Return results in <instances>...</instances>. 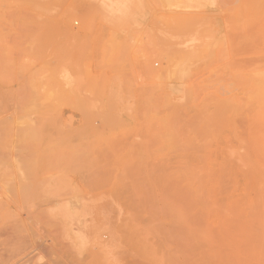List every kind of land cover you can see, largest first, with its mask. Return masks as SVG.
<instances>
[{
  "label": "rangeland",
  "instance_id": "obj_1",
  "mask_svg": "<svg viewBox=\"0 0 264 264\" xmlns=\"http://www.w3.org/2000/svg\"><path fill=\"white\" fill-rule=\"evenodd\" d=\"M257 72L264 0H0V264H201L198 215L216 264H264V95L248 101ZM9 122L43 142L12 147L22 135ZM192 151L202 164L180 156ZM182 165L204 179L227 168V194L210 189L207 215L191 213L186 182L179 200L171 180L140 182ZM149 191L186 206L191 231L178 223L186 207L169 217ZM241 193L258 209L225 214Z\"/></svg>",
  "mask_w": 264,
  "mask_h": 264
},
{
  "label": "bare ground",
  "instance_id": "obj_2",
  "mask_svg": "<svg viewBox=\"0 0 264 264\" xmlns=\"http://www.w3.org/2000/svg\"><path fill=\"white\" fill-rule=\"evenodd\" d=\"M115 4V3H114ZM259 75H258V77L259 76H261L259 79H258V77L256 76V78L259 80L258 82V84H256V85H253L252 87H250V89H248V101H250V103H252V104H255V103H257V102H259L262 98H263V95H264V72H260L261 74L263 73V75H261L259 72H257ZM256 75V74H255ZM6 128H4V131H6V132H8V133H13V131L14 132H16L15 131V129H14V126L12 127L11 126V124H10V122H9V124H6ZM168 125H166V127H167ZM43 128V127H42ZM168 128V127H167ZM32 129V128H31ZM33 129H35V128H33ZM20 129H18V131H19ZM3 131V129H2V133L4 132ZM21 131V130H20ZM32 131V132H31ZM31 131H27V132H29V135L31 134V136H29L28 135V133H25V132H21V133H18V132H16L18 135H22V136H18V135H16V136H18L17 137V139H19L18 141H16V142H14V141H11L10 143V145L12 146V147H18L20 150H24L25 148H27V146H31V145H34V144H37L38 143V145H34V147H38L39 146V144H41L40 143V139H39V141H37L38 139H36V138H34L35 136L37 137L38 135H36V133L38 132V129H36L35 131H37L36 133H34L35 131L34 130H31ZM40 131V130H39ZM1 133V132H0ZM33 134V135H32ZM35 134V135H34ZM38 134H39V132H38ZM33 136V137H32ZM31 138H33V139H31ZM248 138L250 139V145H249V152H248V159H251V160H253V159H255V158H257V156H258V153H259V142H258V136L256 135V134H253V133H248ZM32 140V141H31ZM36 142L37 141V143H34V142ZM49 141L50 140H48V143H49ZM31 142H33V143H31ZM41 142H43V141H41ZM51 142V141H50ZM54 142H55V140H54ZM53 142V143H54ZM52 143V142H51ZM52 143V144H53ZM59 143V142H58ZM60 143H62L61 141H60ZM9 145V146H10ZM57 145V142L55 143V146ZM50 146H51V144H50ZM54 145H52V147H53ZM58 146V145H57ZM56 146V147H57ZM33 147V146H32ZM55 147V148H56ZM61 148V147H60ZM13 149V148H12ZM17 150V149H16ZM176 153H181V152H176ZM185 153H189V154H191L190 156H189V154L187 155V156H189V157H191V156H193V158H196L197 159V162H198V164H202V162H203V156H202V154L200 153V152H195V151H192V152H182V154L180 155L181 157H183L184 156V154ZM186 156V155H185ZM184 156V157H185ZM185 165H182V168H180V169H178L174 174H172L171 176H169V177H160L158 174H157V176H154V175H151V174H149L148 176H147V178L146 179H144V180H142V181H140L141 183L143 182L146 186H148V187H151L153 184H155V182H158V180H160V179H162V181H165V182H167L168 180H171L174 184H176L175 185V187L177 188V185H178V187H179V185H184L183 184V182H186V186H187V195L189 196V198H187L189 201L191 200V203L192 204H188V208H190V209H193V211L191 212V213H196V211L197 212H201V214L202 215H207V213L209 212V210L208 209H212V208H214L213 207V205H212V203L211 204H208V203H210L212 200H210L209 201V199H212V197L213 198H215L213 195H214V191H217V189L220 191L221 189L223 190V192L224 193H226L224 190H225V185H226V182H224L222 179H220V178H222V175H224V174H226V172H227V168L225 167V166H223V165H220V168H219V175L218 176H216L215 177V179L213 178V179H204V177L203 178H201V173H200V170H199V168H198V170H197V168H193V167H184ZM231 171V170H230ZM146 174H148L147 172H146ZM160 178V179H159ZM201 179V180H200ZM160 182H161V180H160ZM164 182V184H166ZM258 182H259V180H258ZM140 183V184H141ZM169 183H170V186L172 185V183L169 181ZM169 183H167V185H166V190L167 191H170V188H172L173 189V187H170L169 189H168V184ZM255 183V182H254ZM158 184V183H157ZM250 184V183H249ZM258 183H256V184H253V185H257ZM143 185V184H142ZM160 185V184H159ZM162 185H163V183H162ZM252 185V186H253ZM259 185V184H258ZM247 186H249V185H247ZM247 186H246V188H247ZM158 187V186H157ZM175 187H174V189H173V191L175 190ZM223 187H224V189H223ZM254 188H255V186H253ZM256 187H259V186H256ZM145 188V187H144ZM162 188V187H161ZM182 188V187H181ZM252 188V187H251ZM142 191H143V187H141L140 188ZM146 189V188H145ZM158 189V188H157ZM210 189H213L212 190V192L210 193ZM247 189H249V188H247ZM253 189V188H252ZM148 190V189H147ZM177 190H178V188H177ZM180 190V189H179ZM178 190V192L177 193H175V192H173V194L172 193H170V195L169 196H172L173 197V195H175L176 194V199H178L180 196H177V194L180 192ZM183 190L184 189H182L181 191L183 192ZM185 191V190H184ZM144 192V191H143ZM146 192H148V191H146ZM150 192V197H151V192H154V191H149ZM181 192V193H182ZM222 192V191H221ZM222 192V195L224 194ZM155 194V196L154 195H152L153 197H155V198H157V196H156V194L158 193V191H157V193L156 192H154ZM158 194H160L161 195V197L160 198H162V194H161V192L159 191V193ZM167 194H169V192L167 193ZM172 194V195H171ZM184 194V193H183ZM185 194H186V191H185ZM219 194H220V196H221V193L219 192ZM218 194V195H219ZM227 194V193H226ZM242 195H244L243 193H241ZM247 194V193H246ZM250 194V193H249ZM178 195H180V194H178ZM229 195H230V193H229ZM168 196V195H167ZM181 196H184V195H181ZM216 196V195H215ZM148 197V196H147ZM170 198V199H172V201H173V198ZM185 197V196H184ZM217 198L219 197V196H216ZM231 197V198H230ZM229 197V199H228V202L225 204V205H222V208L224 209L223 210V212L225 213V214H232V212L234 213V214H245V212H248L249 213V211L251 210V211H255V210H257L258 209V205H257V201L255 202V201H251V202H253V203H251L250 201H249V198L247 197V195H244V196H242V198H239V197H241V195L238 197V198H235V197H233V196H230ZM159 198V197H158ZM150 199H152V198H150ZM163 199V200H162ZM161 199V202L162 201H164V200H166L165 202L167 203V202H169L168 204H170V205H167L168 207H169V217H176V216H178V215H181V214H179V213H181L182 211H184V209H185V207L186 206H184V209H183V207H181V206H179L178 204L176 205V204H174V202H175V198H174V202H173V204L174 205H176V207L174 206L173 207V204L171 203L172 201L171 200H169L168 201V198L166 199V198H162ZM180 199H182L183 200V197H181ZM186 199V198H185ZM183 200L182 202H186V200ZM147 200H148V203H149V199L147 198ZM157 200V199H156ZM179 200V199H178ZM215 200H216V198L214 199V202H215ZM234 200H237V201H234ZM254 200V199H253ZM154 200H152V202H153ZM189 201H188V203H189ZM152 202H150V204L152 203ZM159 202H160V200H159ZM184 202V203H185ZM255 202V203H254ZM155 203H156V201H155ZM155 203H152L151 204V206L153 205V204H155ZM164 202H162V204H163ZM164 205H165V207H166V204L164 203L163 204V206H162V209L163 208H165L164 207ZM189 205H191V206H189ZM211 208H210V207ZM224 206V207H223ZM249 207H250V210H248L249 209ZM177 208V209H176ZM187 208V207H186ZM188 208L187 209H185V212H183V214L182 215H184L185 213H188L189 211H188ZM166 209V208H165ZM165 209L163 210V211H165ZM178 210H179V212H178ZM181 211V212H180ZM230 211H232V212H230ZM251 211H250V213H251ZM160 213V212H159ZM164 214H166V211L164 212ZM177 214V215H176ZM181 215V216H182ZM191 214L189 213V214H185V216L188 218V219H186L185 220V217H181V216H178V220H179V217H180V220L178 221L177 219V221H178V223L181 221V223H183V228H185L186 226V228H185V231H191L190 230V225L192 224V226H191V228L193 227L194 229H195V231H194V229L192 228V231H193V237H194V239L192 240V237H191V241H193V243L194 242H196L194 245H196L197 246V249L195 250V251H192V252H198V255L197 254H194L195 256H196V258H198L199 259V257L201 256L202 257V260H204V262L202 261V263L203 264H216V260H217V254H216V252L214 251V248H213V246H212V243H211V241H210V238H209V236L208 235H203V234H206L207 232H206V228H201L202 226H200L201 224L200 223H198L199 221H200V219L198 218L199 217V215H198V217L196 218V219H193L194 220V222L195 223H191L190 224V222H189V216H190ZM167 216H168V214H167ZM181 218H183V220H181ZM188 220V221H187ZM196 220V221H195ZM199 220V221H198ZM177 221H175V222H177ZM198 224H197V223ZM204 223H205V221H203ZM177 223V224H178ZM184 223H189L188 225H185ZM209 223V222H208ZM208 223H207V221H206V223L205 224H202V225H208ZM179 225V224H178ZM179 226H181V225H179ZM203 229H205L204 231H203ZM205 232V233H204ZM190 234H192V233H190ZM208 234V233H207ZM178 235H179V233H178ZM181 235V234H180ZM168 236H169V234H168ZM171 236V235H170ZM174 236V235H173ZM177 237V236H176ZM186 237V236H185ZM171 238V237H170ZM175 238V237H174ZM188 238V237H187ZM172 239V238H171ZM174 240V239H173ZM177 240H178V238H177ZM177 240H175V241H177ZM181 240V239H180ZM174 241V242H175ZM179 241V240H178ZM177 241V242H178ZM177 242H175L176 244H177ZM181 242H183L182 240H181ZM180 241L178 242V244L180 243V247H181V245L182 244H184V243H181ZM186 242V241H185ZM189 242V241H188ZM187 242V243H188ZM203 243V244H202ZM189 244V243H188ZM200 245L201 244V247L200 246H198V245ZM191 246V245H190ZM189 246V247H190ZM182 247H184V245H182ZM187 247V246H186ZM195 247V246H194ZM198 247H200V248H198ZM178 249L177 250H179V246L177 247ZM192 248V247H191ZM183 249H184V251L185 252H187V250H185V249H188V248H182V252H183ZM189 250V249H188ZM191 251V250H190ZM190 251H188V252H190ZM180 252H181V250H180ZM178 253V252H177ZM184 253V252H183ZM183 253H181V254H183ZM191 253V252H190ZM185 254H187V253H184V255ZM193 253H191V255H192ZM177 255V254H176ZM175 255V256H176ZM188 255H189V253H188ZM188 255H185L186 257L188 256ZM194 255H192V256H194ZM178 256V255H177ZM194 256V257H195ZM199 256V257H198ZM191 257V256H190ZM171 259V261H172V257L170 258ZM198 259H196V260H198ZM173 260H176L175 261V263H177L178 264V262H177V257H175V259H173ZM180 261V260H179ZM180 263H182V262H180ZM179 263V264H180ZM196 263V262H195ZM201 263V264H202ZM197 264V263H196Z\"/></svg>",
  "mask_w": 264,
  "mask_h": 264
}]
</instances>
